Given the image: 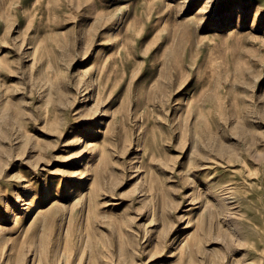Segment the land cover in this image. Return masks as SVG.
<instances>
[{
	"label": "rangeland",
	"instance_id": "374dc122",
	"mask_svg": "<svg viewBox=\"0 0 264 264\" xmlns=\"http://www.w3.org/2000/svg\"><path fill=\"white\" fill-rule=\"evenodd\" d=\"M0 264H264V0H0Z\"/></svg>",
	"mask_w": 264,
	"mask_h": 264
}]
</instances>
